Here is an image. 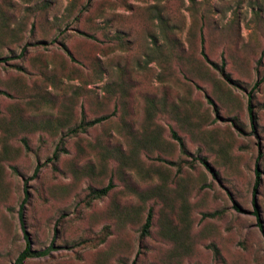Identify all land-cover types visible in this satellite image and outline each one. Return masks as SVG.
I'll return each mask as SVG.
<instances>
[{
	"label": "rangeland",
	"instance_id": "rangeland-1",
	"mask_svg": "<svg viewBox=\"0 0 264 264\" xmlns=\"http://www.w3.org/2000/svg\"><path fill=\"white\" fill-rule=\"evenodd\" d=\"M1 59L0 264H264V0H0Z\"/></svg>",
	"mask_w": 264,
	"mask_h": 264
},
{
	"label": "trees",
	"instance_id": "trees-1",
	"mask_svg": "<svg viewBox=\"0 0 264 264\" xmlns=\"http://www.w3.org/2000/svg\"><path fill=\"white\" fill-rule=\"evenodd\" d=\"M257 1V0H255ZM161 20V19H160ZM202 54V57L205 58L204 54L201 52ZM4 61V59H1L0 62ZM221 72V70H219ZM225 79L228 80V77L225 76ZM259 81L255 82L253 87H252V90H254L257 85H258ZM252 90L251 92L248 93V102L250 101V98H251V93H252ZM247 112H248V115H249V119L252 120L253 116H252V113H251V108H250V104L247 105ZM102 118H97V119H94L90 122H88V124L86 125H92L94 123H97L101 120ZM181 145V144H180ZM57 159V153L56 151L52 154L51 158L49 159L50 161H54ZM39 169V166H36L34 171H33V175L38 171ZM255 172V180H254V183H253V187H252V191L255 190L256 186L258 185V170L255 168L254 170ZM110 188V185H107L101 189H91L89 191V195L93 198H99V197H102L103 195L106 194V192L109 190ZM236 208V207H234ZM237 209V208H236ZM255 215H256V212H255ZM149 224H150V214L148 213L146 218H145V221L141 227V234H145L147 232V229L149 227ZM25 237V247L24 249L22 250V252L19 253V255L16 257V259L14 260L13 264H22V262L26 259V258H29V257H37V256H42V255H45L49 249L51 248L50 246L47 247L46 249L42 250V251H33V250H30L29 248V245H28V240L26 238V236L24 235Z\"/></svg>",
	"mask_w": 264,
	"mask_h": 264
}]
</instances>
